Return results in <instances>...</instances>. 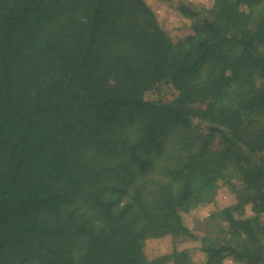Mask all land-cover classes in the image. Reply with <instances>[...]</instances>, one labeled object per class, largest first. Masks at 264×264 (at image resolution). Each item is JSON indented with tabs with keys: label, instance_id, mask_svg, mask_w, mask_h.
Returning <instances> with one entry per match:
<instances>
[{
	"label": "trees",
	"instance_id": "1",
	"mask_svg": "<svg viewBox=\"0 0 264 264\" xmlns=\"http://www.w3.org/2000/svg\"><path fill=\"white\" fill-rule=\"evenodd\" d=\"M0 0V264H193L183 215L236 202L201 264L264 263V0ZM250 213H246V207Z\"/></svg>",
	"mask_w": 264,
	"mask_h": 264
},
{
	"label": "rangeland",
	"instance_id": "2",
	"mask_svg": "<svg viewBox=\"0 0 264 264\" xmlns=\"http://www.w3.org/2000/svg\"><path fill=\"white\" fill-rule=\"evenodd\" d=\"M180 0H145L155 11L160 25L169 35L177 39L189 31V20L180 16L176 11V4ZM191 4L202 3L209 6L213 0H187ZM236 198L233 189L225 183H219L215 192L213 201L204 206H200L190 213L183 215L185 225L192 230L196 239L187 238L175 240L170 235L159 238H149L143 243V251L148 259L157 256L170 254L173 250L186 249L193 264H201L204 259V253L198 248L197 239L204 235L213 237L222 233L226 229V222L220 215V210L228 205L234 204ZM246 213H250L249 207H246ZM224 264H244L226 258ZM264 264V263H263Z\"/></svg>",
	"mask_w": 264,
	"mask_h": 264
}]
</instances>
